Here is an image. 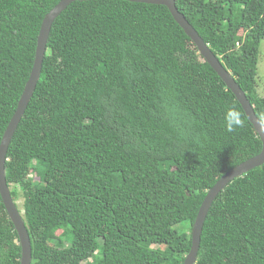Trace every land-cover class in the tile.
Returning a JSON list of instances; mask_svg holds the SVG:
<instances>
[{"label": "trees", "instance_id": "1", "mask_svg": "<svg viewBox=\"0 0 264 264\" xmlns=\"http://www.w3.org/2000/svg\"><path fill=\"white\" fill-rule=\"evenodd\" d=\"M59 1L0 0V140L42 19ZM174 3L264 125L256 91L264 0ZM229 108L243 118L233 132ZM260 150L240 104L166 7L74 1L51 25L5 180L22 200L30 264H182L207 191ZM19 259L0 198V264ZM195 264H264V164L213 200Z\"/></svg>", "mask_w": 264, "mask_h": 264}, {"label": "water", "instance_id": "2", "mask_svg": "<svg viewBox=\"0 0 264 264\" xmlns=\"http://www.w3.org/2000/svg\"><path fill=\"white\" fill-rule=\"evenodd\" d=\"M74 1L83 2V1H92V0H60L42 19L39 32L36 38L34 59L29 73V77L24 85L22 94L17 102L16 109L11 119L9 120L0 140V198L4 206V209L7 213V216L10 222L12 223L13 228L17 234L18 245L20 247L19 264H30L31 247H30L29 236L25 228L22 215L10 195V190L5 180L4 165L6 161V152L10 140L24 113V110L27 107V104L33 94L36 83L39 79L42 60L46 50L47 38L51 25L53 21L58 17V15L70 3ZM124 1H129L133 3H144L150 5H160L167 8L174 21L180 26V28L184 31L186 36L195 45L198 54L213 69V71L224 83L225 87L233 94V96L235 97L236 101L240 104L247 120L252 125L255 133L257 134L261 142V150L258 154L247 159L246 161H243L242 163L238 164L237 166L226 172L207 191L205 197L203 198L191 227L190 248L182 262V264H195L197 258V252L200 244V236H201L203 222L205 220V217L213 200L231 181L241 177L248 171L264 164V125L255 116L252 105L246 98L245 93L236 84L230 73L226 71L224 67H222L219 60L211 52V50L204 43V41L198 35V33L186 21L183 15H181L177 11L174 0H124ZM258 123L260 124V129Z\"/></svg>", "mask_w": 264, "mask_h": 264}, {"label": "rangeland", "instance_id": "3", "mask_svg": "<svg viewBox=\"0 0 264 264\" xmlns=\"http://www.w3.org/2000/svg\"><path fill=\"white\" fill-rule=\"evenodd\" d=\"M256 79L258 80L256 85V91L258 95H264V39L260 41L258 54H257V75ZM30 177L34 180H37V177L33 173L30 174ZM21 203L22 200L18 199L16 201L17 208L21 212ZM60 232H56V235H59Z\"/></svg>", "mask_w": 264, "mask_h": 264}, {"label": "clouds", "instance_id": "4", "mask_svg": "<svg viewBox=\"0 0 264 264\" xmlns=\"http://www.w3.org/2000/svg\"><path fill=\"white\" fill-rule=\"evenodd\" d=\"M224 123L228 132L236 131L237 129L243 126V118L241 116V113L235 108L227 109L224 114Z\"/></svg>", "mask_w": 264, "mask_h": 264}]
</instances>
